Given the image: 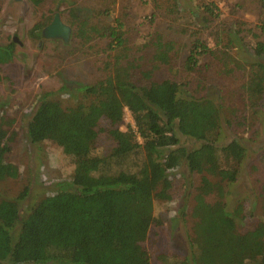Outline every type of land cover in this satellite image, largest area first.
<instances>
[{
	"label": "trees",
	"instance_id": "trees-1",
	"mask_svg": "<svg viewBox=\"0 0 264 264\" xmlns=\"http://www.w3.org/2000/svg\"><path fill=\"white\" fill-rule=\"evenodd\" d=\"M30 1L34 5L43 2ZM255 2L262 18L246 31L262 38L264 0ZM202 9L207 26L217 18L218 8L210 2ZM72 11L76 36L85 43L105 39L102 53L124 49L119 20L98 26ZM44 25L35 24L32 34L41 37ZM238 35L239 30L216 32L214 49L206 40L195 38L183 67L196 72L202 56L215 54L226 73L245 72L241 89L250 107L256 108L264 96V41L251 45L253 60L240 61L228 55L232 47L241 49ZM222 36L226 44L221 49ZM153 47L154 62L168 65L174 44L158 36ZM13 49L14 43L0 46V64L11 61ZM120 57L117 51L113 61L108 56L99 59L104 75L81 88L84 101L63 106L48 94L39 100L27 121L26 138L31 145L51 142L59 146L71 158L73 174L70 182L59 184L58 191L41 198L22 218L19 201L24 194L0 198V264H150L143 243L150 228L160 224L154 201L168 197L167 172L182 165L201 176L191 210L192 235L187 255L164 264H264V198L259 220L244 231L236 224L240 205L234 214L226 209V186L236 182L246 147L238 139L218 143L223 123L230 127L232 121L224 117V106L167 79L136 85ZM150 67L143 75H150ZM126 110L135 133L128 126L121 129ZM11 122L0 119V182L18 176V169L5 160L10 138L4 125ZM101 135L113 141L107 156L94 154ZM182 139L199 145L188 150ZM138 148L143 158L134 171H110L112 164H122Z\"/></svg>",
	"mask_w": 264,
	"mask_h": 264
},
{
	"label": "rangeland",
	"instance_id": "rangeland-1",
	"mask_svg": "<svg viewBox=\"0 0 264 264\" xmlns=\"http://www.w3.org/2000/svg\"><path fill=\"white\" fill-rule=\"evenodd\" d=\"M210 2L217 6L218 16L205 26L202 6ZM71 11L98 26L114 25L119 20L125 47L117 51L120 61L129 66L131 81L136 85L167 79L224 106V117L232 121L230 127L223 123L218 143L238 139L246 147L236 182L226 186V209L234 214L240 205L237 228L241 231L251 228L259 220L264 198V96L256 108H251L241 89L245 72L226 73L215 54L202 56L196 72L185 71L183 63L195 38L206 40L214 49L215 34L224 29L239 30L242 42L241 49L232 47L228 55L240 61L253 60L251 45L257 40L264 41V36L255 38L246 31L262 18L255 0H43L39 5L30 0H0V46L14 43L11 61L0 64V119L12 121L4 125L10 138L5 160L18 169L16 178L0 182V198L14 199L24 194L19 201L22 218L41 198L58 191L59 184L71 181V158L51 142L31 145L25 134L27 121L43 95L59 100L63 106L84 101L81 88L93 85L104 75L99 59L108 56L113 61L116 56L117 51L100 52L107 44L105 39L85 43L77 37ZM56 14L71 28L67 42L32 34L35 24L42 23L45 27ZM158 36L174 44L168 65L154 62L153 42ZM225 39L222 36L221 49ZM94 43L98 46L92 47ZM150 66H153L150 75H143ZM127 126L135 133L134 122L126 110L121 129ZM137 140L141 143L139 137ZM182 143L188 150L199 145L190 139H182ZM112 147V139L101 135L94 154L107 156ZM142 158L143 150L138 148L122 164H112L110 171H134ZM167 178L168 197L154 201V215L160 224L150 228L143 243L150 264L182 260L188 253L192 235L191 210L201 176L182 165L168 171Z\"/></svg>",
	"mask_w": 264,
	"mask_h": 264
},
{
	"label": "water",
	"instance_id": "water-1",
	"mask_svg": "<svg viewBox=\"0 0 264 264\" xmlns=\"http://www.w3.org/2000/svg\"><path fill=\"white\" fill-rule=\"evenodd\" d=\"M70 33L71 28L62 23L59 14H56L50 24L42 29L41 36L44 39H61L67 42Z\"/></svg>",
	"mask_w": 264,
	"mask_h": 264
},
{
	"label": "flooded vegetation",
	"instance_id": "flooded-vegetation-1",
	"mask_svg": "<svg viewBox=\"0 0 264 264\" xmlns=\"http://www.w3.org/2000/svg\"><path fill=\"white\" fill-rule=\"evenodd\" d=\"M49 24H50V23H49ZM47 25H48V24H47ZM47 25H46V26H47ZM46 26H45V27H46ZM43 28H44V27H43ZM43 28H42V29H43ZM42 29H41V31H42ZM40 35H41V34H40ZM41 37H42V36H41Z\"/></svg>",
	"mask_w": 264,
	"mask_h": 264
}]
</instances>
